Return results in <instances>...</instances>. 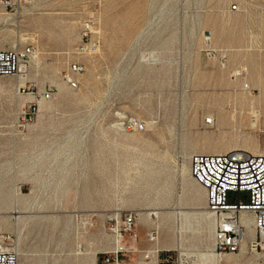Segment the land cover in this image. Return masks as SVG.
<instances>
[{
  "label": "rangeland",
  "instance_id": "1",
  "mask_svg": "<svg viewBox=\"0 0 264 264\" xmlns=\"http://www.w3.org/2000/svg\"><path fill=\"white\" fill-rule=\"evenodd\" d=\"M88 16L100 46L78 56ZM208 34L225 67L203 51ZM27 45L33 61L0 77V232L15 236L19 264H96L115 247L106 219L124 212L138 214L137 240L119 245L124 264H264L253 226L237 253L213 252L204 190L180 173L194 146L264 151V0H24L0 10V50ZM239 67L249 90L231 76ZM123 117L144 129L121 128Z\"/></svg>",
  "mask_w": 264,
  "mask_h": 264
},
{
  "label": "built area",
  "instance_id": "2",
  "mask_svg": "<svg viewBox=\"0 0 264 264\" xmlns=\"http://www.w3.org/2000/svg\"><path fill=\"white\" fill-rule=\"evenodd\" d=\"M23 1L0 0V10L16 11L21 8ZM232 9L236 7L233 6ZM80 34V44L76 54L80 56L96 53L100 46V39L93 16L86 18ZM203 51L209 58L218 61L221 67L226 66V51L215 50L211 46L209 34L205 37ZM35 54L36 49L32 45L1 49L0 77H18L26 64L29 65L33 61ZM83 70L84 66L77 58L71 59L65 76L66 83H73L75 89L77 81L73 76L81 74ZM231 76L240 80L245 90H249L245 68H236L231 72ZM38 96L41 100L51 98L49 93ZM34 107L35 104L29 103L21 112L23 123L31 121L35 114ZM119 121L120 127L128 131L144 129V124L134 117H123ZM189 169L193 181L204 190L206 208L215 219L213 252L226 255L239 251L244 235V226L240 220L243 213L253 218L255 248L264 246V154L254 155L243 150L220 154L197 153L189 158ZM81 221L87 228L94 226L92 215H83ZM106 221L114 237L115 247L109 252L101 253L96 264H124L121 258L123 248L119 245L125 236H129L134 241L137 240L138 214L124 212L110 216ZM146 237L149 242H154L157 239V232L150 230ZM15 239L12 233L0 232V264H19ZM169 258V256L165 258V263L169 262Z\"/></svg>",
  "mask_w": 264,
  "mask_h": 264
},
{
  "label": "bare ground",
  "instance_id": "3",
  "mask_svg": "<svg viewBox=\"0 0 264 264\" xmlns=\"http://www.w3.org/2000/svg\"><path fill=\"white\" fill-rule=\"evenodd\" d=\"M15 47V46H12V48ZM37 55V54H36ZM36 55L34 56V58L36 57ZM152 57V56H151ZM142 61V60H141ZM27 67V66H26ZM23 69V67H22ZM24 70V69H23ZM22 70V72H23ZM68 86L71 88V89H74V85L73 83H67ZM22 85V83L20 84ZM43 109L42 105H40V111ZM194 151L195 153H202V154H220V153H226V152H229L231 151L229 148H223L221 150H209L205 147H200V146H194ZM249 149V148H248ZM246 152H249L251 154H254V155H262L264 154V151H259V150H255V149H249V150H244ZM178 162V161H177ZM178 165V164H177ZM190 169L188 170L186 165L183 164L180 168V173L181 175L184 177V176H191L190 175ZM192 178V177H191ZM151 212V211H150ZM145 212V211H142L140 213V216H141V221L142 222H147L149 219H150V215H155L157 216L160 211L157 210L155 212ZM14 214H17L14 217V220L16 222H18L19 218H20V213L16 210V207L14 208V211H13ZM177 214H182V215H185L184 212H182V210H177L176 212ZM26 215V214H25ZM40 215V214H39ZM203 215L205 216V218L207 219H210V218H213V214L208 211V212H203ZM177 216V215H176ZM240 220H241V223L242 225L244 226V235H243V239H242V243L244 242V238H247V237H252V226H253V229H254V225H253V218L248 215V214H241V217H240ZM157 253V252H156ZM215 254L214 253H209V254H202L200 256L201 258V261L203 263H208V262H212L215 258Z\"/></svg>",
  "mask_w": 264,
  "mask_h": 264
},
{
  "label": "crops",
  "instance_id": "4",
  "mask_svg": "<svg viewBox=\"0 0 264 264\" xmlns=\"http://www.w3.org/2000/svg\"><path fill=\"white\" fill-rule=\"evenodd\" d=\"M166 257H167L166 255H162V256H161V258H160V260H159L160 264H165V258H166Z\"/></svg>",
  "mask_w": 264,
  "mask_h": 264
}]
</instances>
